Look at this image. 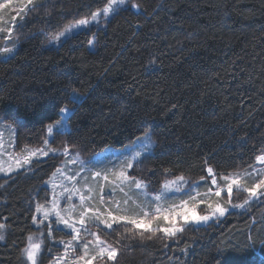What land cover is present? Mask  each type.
Masks as SVG:
<instances>
[{
  "label": "trees",
  "instance_id": "1",
  "mask_svg": "<svg viewBox=\"0 0 264 264\" xmlns=\"http://www.w3.org/2000/svg\"><path fill=\"white\" fill-rule=\"evenodd\" d=\"M107 3L32 0L18 15L8 5L0 10V49H12L0 52V119L15 128L17 147L42 145L67 105L69 130L54 131L53 146L87 155L125 146L147 129L153 148L131 174L154 189L177 175L251 167L264 151V0H129L48 44ZM57 160L0 174V264H28L22 249L38 230L35 207L49 198L45 183ZM140 232L131 221L103 229L119 248L103 264H264V200L172 239L159 229Z\"/></svg>",
  "mask_w": 264,
  "mask_h": 264
},
{
  "label": "rangeland",
  "instance_id": "2",
  "mask_svg": "<svg viewBox=\"0 0 264 264\" xmlns=\"http://www.w3.org/2000/svg\"><path fill=\"white\" fill-rule=\"evenodd\" d=\"M127 3H129V0H125L123 5H117L116 9ZM0 5H2L0 10L8 5L18 15L30 4L27 0H0ZM133 8L136 9V7ZM0 24L1 32L3 30L1 17ZM66 27L60 31H63ZM86 27L68 31L59 39H53V36L48 40V44L57 45ZM5 48L4 46L1 49ZM7 48L9 49V47ZM64 129L69 130L67 121ZM15 132V128L10 123L0 119V167L7 169L11 166L13 168L11 172L6 170L0 171L1 175L6 176L25 169L33 159H45L49 156L58 157V162L56 161L58 166L45 183L49 188V198L45 202L38 203L39 205H43L44 208L52 209L53 202H55L56 210L49 211L47 219H44V213L37 211V204L34 214L39 223L33 222V225L38 230L36 233L29 235L32 237V242H39L41 244L37 256V264H89V261H91V264H98L99 260L93 259L99 252L96 236L99 237L100 241L106 242V244L116 248L118 254L119 248L116 243L102 235L101 232L103 229H111L119 221H131V219L145 223L150 221L151 227L160 229L172 226L171 223L165 221L164 218L167 217L168 221H174L176 224L182 226L184 230L189 225H204L211 221H217L223 218L230 210H245L250 203L264 200V195L250 199L249 193L244 191V188H252L253 185L258 184L264 179V162L257 160H255V163L251 167L237 170L227 175L215 176L213 173H208L209 177L207 176V178L193 179L184 175L165 178L162 185L154 189L150 186V183L148 184L131 174L136 160L153 148L154 142L149 132L148 137L145 139L138 140V138L143 136L141 135L125 146L108 147L87 155L74 148L61 146L57 142L53 146L50 143L53 133L49 134L48 132L42 145L17 147ZM46 140L48 141L47 144H45ZM147 144H150V148L146 151L144 146ZM65 148L68 149L67 153L64 152ZM37 149L47 152L48 155L31 157L29 164L16 167L17 158H22L29 151ZM51 149H55V151H50ZM137 152L141 153L139 157H135V153ZM260 155H264V151L258 156ZM129 160L132 161L131 168L127 167ZM121 171L125 172V175L129 178L128 180L118 178V174ZM213 176L216 179L215 185L212 183ZM226 176L229 177L228 181L223 179ZM180 177H183V181H178ZM234 179L239 180L240 186L237 187L234 184L232 192L229 195L227 185ZM136 181H141L142 187L137 188ZM173 181L177 182L174 186L165 187L169 182ZM208 182H210V185H208ZM218 188L221 193L220 196L215 195ZM261 191H264V189ZM81 197H84V199L82 200ZM245 201H248L247 204H244ZM240 204H244V206L234 207ZM217 205L228 209L224 216L212 215ZM85 209H88L86 213ZM56 211H59L61 216L74 225L79 232L74 233L72 227H66L61 220H58ZM97 212L102 214L101 219L107 217L109 212H111L112 216L128 217L129 219L117 220L115 222L110 220L109 222L112 223V227L108 228L104 224L99 223V220L93 215ZM82 213L85 214V223L83 225L80 224ZM195 215L210 216L211 218L208 221L193 222L191 217ZM184 216L189 218L187 223L182 218ZM133 227L136 230L146 231L134 225ZM60 231L64 233L61 234ZM50 232L51 234H49ZM159 232L165 236L162 231ZM181 232L177 234L179 235ZM92 233H96V236H93ZM177 234L170 239L175 238ZM74 237L76 238L74 239ZM28 242L27 239V244ZM85 245H88L87 254L85 252ZM43 254L47 259L42 263L41 261L44 259ZM104 258L107 259L106 256ZM27 263L30 264L28 261Z\"/></svg>",
  "mask_w": 264,
  "mask_h": 264
},
{
  "label": "snow or ice",
  "instance_id": "3",
  "mask_svg": "<svg viewBox=\"0 0 264 264\" xmlns=\"http://www.w3.org/2000/svg\"><path fill=\"white\" fill-rule=\"evenodd\" d=\"M27 2L29 4L32 3V0H27ZM125 3V0H108V3L103 7V9H97L96 11H93L91 13V16L88 18H81L79 20L74 21L73 23H71L69 26H67L63 31L58 32L53 39H59L61 36H64L66 32L71 31L73 29H78V28H82V27H86L88 25H90L93 21H96L99 19V17L101 15H103L105 18L109 17L111 14L115 13L117 11L116 6L117 5H123ZM0 7H2V5H0ZM133 7H137V5L133 4ZM9 34H11V29L9 30ZM89 45H92L93 41L91 39H89L88 41ZM0 51L2 52H10L12 51V49H0ZM69 102L73 105H75L76 103L79 102V97L77 96L75 90L72 91V93L69 96ZM72 114V109L69 108L67 105L61 107L59 109V113L58 115L60 116V119L57 120L54 124H49L47 126V131L49 134H52L54 131H64V125L66 123V120L68 118H70ZM148 137V131L147 129L145 130L143 136L141 138H138V140H142ZM48 141H45V144H47ZM145 150L147 151L150 148V144H147L144 146ZM50 151H55V149H51ZM68 149L65 148L64 152L67 153ZM37 155L40 156H46L48 155L47 152H43L40 150H33V151H29L28 154L26 156H23L22 158H17L16 159V167H22L23 165H27L30 162V158L31 157H35ZM141 155L140 152L135 153V157H139ZM257 161L260 162H264V155H260L256 157ZM128 168L132 167V161L129 160L128 164H127ZM8 171L11 172L13 171V168L10 166L7 169H4L3 167H0V171ZM59 171V170H58ZM209 174H212L213 170L211 168H209L208 170ZM94 175H98V174H94ZM118 178L122 179V180H128L129 178L125 175V172L121 171L118 174ZM105 179H107V177H105ZM223 179L225 181L229 180V177H223ZM178 181H183V177L178 178ZM177 182L173 181V182H169L168 185H166L165 187H170V186H174ZM212 183L215 185L216 184V179L213 176V181ZM236 185L237 187L240 186L239 184V180L238 179H234L231 182L228 183L227 185V190L229 192V195L232 192L233 189V185ZM136 185L137 188L142 187V182L141 181H136ZM262 189H264V179H262L258 184L253 185L252 188H244V191H247L249 193V198H257L259 196L264 195V191H261ZM220 190L218 188V190L216 191L215 195L216 196H220ZM81 199L83 200L84 197H81ZM157 199H159V197H157ZM248 201H245L244 204H247ZM244 204H240V205H235L234 207H243ZM209 207H211V205H209ZM56 210V204L55 202H53V206L52 209H47L44 208L43 205H37V211L38 212H43L44 213V219H47L48 217V212L49 211H55ZM88 211V209H85V213ZM157 211H159V209H157ZM228 209L217 205L214 210L212 215H219V216H224L227 213ZM84 213L81 214V220H80V224L83 225L85 223V219H84ZM93 215L96 216V218L99 220V223L104 224L106 227L111 228L112 227V223H110L109 221H117V220H125V219H129L128 217H115L112 216L111 212L108 213L107 217H104L103 219H101V215L98 212L94 213ZM56 216L58 220H61L66 227H72L73 232L74 233H78L79 230L77 228H75L74 225L70 224L69 221L67 219H64L59 211H56ZM185 221V223H187L189 221V218L187 216L182 217ZM211 217L210 216H199V215H195L193 217H191V220L193 222H203V221H208ZM166 222L171 223L172 226L171 227H162L159 229V231H162L166 237L171 238L174 237L177 233L183 231V227L176 224L174 221H168V218L165 217L164 218ZM33 222L34 223H39L36 219L35 214L33 215ZM131 223L136 226L137 228H142L146 231H150L152 233V235L154 236L157 229L151 227V222H140L137 221L135 219H131ZM5 228V225L3 223H0V240L4 239V235L2 230ZM131 231V230H129ZM51 234V232L49 233ZM93 236H96V233H92ZM141 237L143 238V231L140 232ZM76 237H74L75 239ZM149 239L152 238L151 236L148 237ZM96 240H97V246H99V252L97 253L96 256L93 257L94 260L98 259L100 261V264H103L104 262V257L106 256L108 260H115L116 258V254H117V250L116 248H114L112 245H108L106 244V242L100 241L99 237L96 236ZM28 244L26 245V247L24 249H22V253L23 255L26 257L27 261L30 262V264H37V256L41 247V244L39 242H32V237L29 236L28 237ZM69 244H71V242H69ZM103 245V246H100ZM67 247V245H66ZM87 250H88V245H85V252L87 254ZM89 264H91V261H89Z\"/></svg>",
  "mask_w": 264,
  "mask_h": 264
}]
</instances>
